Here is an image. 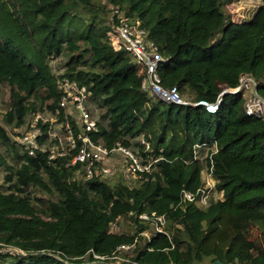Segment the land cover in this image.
<instances>
[{"label":"trees","instance_id":"1","mask_svg":"<svg viewBox=\"0 0 264 264\" xmlns=\"http://www.w3.org/2000/svg\"><path fill=\"white\" fill-rule=\"evenodd\" d=\"M231 1L0 0V92L8 91L0 264H264L263 119L244 113L239 92L224 94L213 113L163 102L142 88L133 55L107 37L119 17L139 21L163 58L161 85L191 102H214L241 74L264 99V0L241 22L225 9ZM58 58L61 71L52 66ZM56 75L90 92L98 111L92 139L156 159L149 172L86 179L65 165L69 155L49 160L22 149L14 129L58 107ZM39 125L44 142L48 123ZM211 165L221 196L206 207L183 199ZM153 212L164 218L162 231ZM120 222L122 230L112 228Z\"/></svg>","mask_w":264,"mask_h":264},{"label":"built area","instance_id":"2","mask_svg":"<svg viewBox=\"0 0 264 264\" xmlns=\"http://www.w3.org/2000/svg\"><path fill=\"white\" fill-rule=\"evenodd\" d=\"M109 44L114 50L128 51L137 62V71L141 75V86L149 94L154 95L166 103L180 105H199L208 113L217 110L225 93H241L244 97V113L248 116H257L264 121V99L257 91V82L250 74H241L237 86L222 88L214 102L198 100L191 102L180 96L176 87L165 88L160 83L157 72L159 64L163 61L157 46L147 39L146 31L140 27L139 21L130 23L126 17H119L117 24L107 32ZM55 87L60 93L58 107L53 113L47 111L33 113L23 126L14 129V139L17 140L24 151L30 156L41 153L49 160L60 156H67L65 165L76 168V174L84 178L107 179L116 172H121L128 181V177H142L143 172H149L156 159L144 161L137 152L116 143L107 147L101 142L92 139L90 132L97 129L96 120L91 116L86 105L89 102L90 92L84 85L68 77L55 76ZM61 116L63 123H58ZM71 121L74 128L71 125ZM48 123L47 140L42 142L43 135L40 123ZM56 129L57 132L53 133ZM148 149L149 144L140 140ZM65 144V145H64ZM203 146H206L204 144ZM197 147V146H196ZM195 148V147H194ZM216 151V147H212ZM194 154L197 152L194 150ZM203 183L196 193L183 192V199L195 202L206 207L212 199L218 198L219 192L215 189V179L212 175V165L204 168L202 172ZM155 220V231H162L163 216L151 214ZM140 217L148 218L143 213ZM126 249L128 245H121ZM236 264V263H230Z\"/></svg>","mask_w":264,"mask_h":264},{"label":"rangeland","instance_id":"3","mask_svg":"<svg viewBox=\"0 0 264 264\" xmlns=\"http://www.w3.org/2000/svg\"><path fill=\"white\" fill-rule=\"evenodd\" d=\"M260 4V0H232L231 2L227 3L225 6L226 11L229 13L230 18L233 22H241L244 19H249L252 17V15L255 12V9ZM61 59H56L52 62V66L55 68H59L61 71L62 63ZM86 105L88 106L91 116L94 119L98 118V111L91 103L87 102ZM8 108V91L7 89L3 88L0 92V119L2 115L6 112ZM31 116V115H30ZM29 116V117H30ZM58 129H56L53 133H59V136H61L60 132H57ZM14 136V132L12 134ZM65 145V144H64ZM4 147L0 145V151H3ZM3 176L4 171L0 168V184L3 182ZM128 181H131L133 179H138V177H131V175L128 177ZM216 196H221V193L216 194ZM122 223H118L113 225V229L115 230H122ZM148 236V235H147ZM258 236V232L255 228H250V231L248 233L249 239H255Z\"/></svg>","mask_w":264,"mask_h":264},{"label":"water","instance_id":"4","mask_svg":"<svg viewBox=\"0 0 264 264\" xmlns=\"http://www.w3.org/2000/svg\"><path fill=\"white\" fill-rule=\"evenodd\" d=\"M227 93H228V92H227ZM227 93H225V94H227ZM218 263H219L218 261H215V262H214V264H218Z\"/></svg>","mask_w":264,"mask_h":264}]
</instances>
